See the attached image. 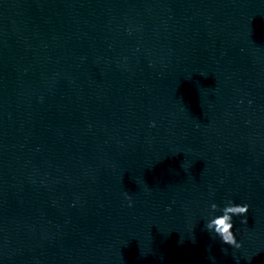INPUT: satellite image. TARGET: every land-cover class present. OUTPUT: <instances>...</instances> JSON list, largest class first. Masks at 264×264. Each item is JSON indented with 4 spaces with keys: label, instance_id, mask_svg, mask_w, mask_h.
Segmentation results:
<instances>
[{
    "label": "clouds",
    "instance_id": "clouds-1",
    "mask_svg": "<svg viewBox=\"0 0 264 264\" xmlns=\"http://www.w3.org/2000/svg\"><path fill=\"white\" fill-rule=\"evenodd\" d=\"M125 198L129 202V207L132 206V197L127 192H125ZM211 212L221 211L222 214L215 216L210 219L205 225L208 232H214L216 236L220 238L222 243L231 246L234 249H240L242 244L237 241L236 235L234 234L233 228V217H245L241 219V224H246V214L249 212L248 204H235L232 201H226L225 206L219 209L216 203L210 205Z\"/></svg>",
    "mask_w": 264,
    "mask_h": 264
}]
</instances>
